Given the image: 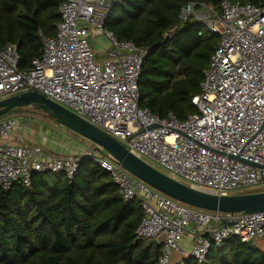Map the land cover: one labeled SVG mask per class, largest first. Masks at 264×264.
I'll return each instance as SVG.
<instances>
[{"label": "built area", "instance_id": "built-area-1", "mask_svg": "<svg viewBox=\"0 0 264 264\" xmlns=\"http://www.w3.org/2000/svg\"><path fill=\"white\" fill-rule=\"evenodd\" d=\"M115 1L61 0L56 35H42L40 58L28 69L19 70L15 44L0 47V100L25 92L43 95L195 191L220 197L264 189V4L223 0L219 14L191 3L180 9L181 22L201 21L219 40L192 100L197 114L179 121L139 108L137 78L145 51L103 28ZM97 36L111 47L102 48L101 59L89 43ZM17 127L8 117L0 119L2 190L15 182L29 185L33 173L76 174L78 159L50 158L40 146L16 143L11 135ZM94 161L111 175L125 201L138 200L143 216L135 239L147 245L158 241L156 264H172L173 255L204 264L211 243L220 248L232 238L246 244L264 240V212L200 210L149 188L107 155ZM186 236L191 241L183 249Z\"/></svg>", "mask_w": 264, "mask_h": 264}, {"label": "trees", "instance_id": "trees-1", "mask_svg": "<svg viewBox=\"0 0 264 264\" xmlns=\"http://www.w3.org/2000/svg\"><path fill=\"white\" fill-rule=\"evenodd\" d=\"M222 1L116 0L112 4L103 28L145 51L137 78L141 110L161 119L170 113L179 121L197 114L192 100L200 92L219 34L201 21L181 22L180 9L191 3L219 14ZM228 1L264 4V0ZM60 2L0 0V47L16 45L19 70L40 58L42 35L55 37ZM240 190L249 189L232 195L241 194ZM142 216L138 200L125 201L94 157L79 156L72 178L44 171L33 173L27 186L15 182L6 190L0 188V264H156L161 247L154 250L135 239ZM172 264L200 263L187 257ZM204 264H264V251L232 238L220 248L211 243Z\"/></svg>", "mask_w": 264, "mask_h": 264}, {"label": "water", "instance_id": "water-1", "mask_svg": "<svg viewBox=\"0 0 264 264\" xmlns=\"http://www.w3.org/2000/svg\"><path fill=\"white\" fill-rule=\"evenodd\" d=\"M25 106H31L37 111L47 113L48 117L54 119L59 125H63L94 144L97 152L110 157L130 175L179 203L200 210L230 215L264 212V189L251 194L221 195L220 197L195 191L130 154L115 138L75 116L65 107L59 106L35 92H25L0 100V117L16 108ZM248 245L251 246L252 242H249ZM148 246H153L154 250H157L159 243L157 240H151Z\"/></svg>", "mask_w": 264, "mask_h": 264}, {"label": "rangeland", "instance_id": "rangeland-1", "mask_svg": "<svg viewBox=\"0 0 264 264\" xmlns=\"http://www.w3.org/2000/svg\"><path fill=\"white\" fill-rule=\"evenodd\" d=\"M89 43L98 59L104 58L106 56L102 48L106 50L111 49L109 41H107L106 38H103L102 36H97L95 39L89 40ZM7 117L14 120L15 125L17 124V126H21L25 135H31L29 130H35V132L32 133L35 135L38 144L34 145L40 146L42 154H46L50 158L72 156L74 159H79V156L85 155L94 157L95 159L99 154V152L96 151V146L87 139L83 138V136L73 133L63 125H59L54 119L49 118L47 113L37 111L34 109V107L25 106L23 108H16L4 118ZM47 150H49L51 153ZM143 161H145L148 165L150 164L158 170L167 173L164 169L158 168L150 161L148 162L144 159ZM148 187L150 188L151 186ZM151 188L157 192L156 189L153 187ZM239 192H241V194H251L261 191L255 188V190H240ZM254 244H257L259 247H261V250L264 251V240H259Z\"/></svg>", "mask_w": 264, "mask_h": 264}, {"label": "crops", "instance_id": "crops-1", "mask_svg": "<svg viewBox=\"0 0 264 264\" xmlns=\"http://www.w3.org/2000/svg\"><path fill=\"white\" fill-rule=\"evenodd\" d=\"M17 123V122H16ZM17 125V124H16ZM20 127V128H19ZM30 129V127H29ZM30 131V134L31 135H25V133L23 132V129L21 126L18 125L17 129H15L11 135V137H13V140H15V142H17L18 144H21L23 146H26V145H34V144H38L37 143V139L35 137V135L32 133V132H35V130H29ZM26 132V131H25ZM40 138V137H39ZM46 139V138H45ZM57 149V148H56ZM49 151V150H47ZM50 152V151H49ZM51 153V152H50ZM191 239L188 238L187 236L185 237V240L182 242V247L183 249H186L188 248V245L190 243ZM173 259V262L172 263H176V262H179L180 258L179 256L177 255H173L172 257ZM171 259V260H172Z\"/></svg>", "mask_w": 264, "mask_h": 264}]
</instances>
